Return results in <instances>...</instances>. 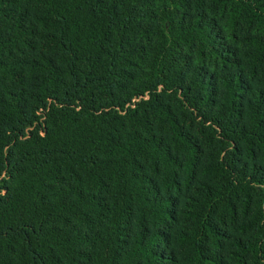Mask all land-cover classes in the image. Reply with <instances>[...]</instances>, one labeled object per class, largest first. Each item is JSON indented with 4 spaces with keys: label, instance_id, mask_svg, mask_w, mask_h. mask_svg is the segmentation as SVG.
I'll return each mask as SVG.
<instances>
[{
    "label": "trees",
    "instance_id": "1",
    "mask_svg": "<svg viewBox=\"0 0 264 264\" xmlns=\"http://www.w3.org/2000/svg\"><path fill=\"white\" fill-rule=\"evenodd\" d=\"M0 264H264V0H0Z\"/></svg>",
    "mask_w": 264,
    "mask_h": 264
}]
</instances>
